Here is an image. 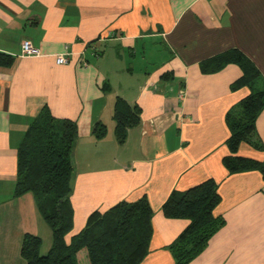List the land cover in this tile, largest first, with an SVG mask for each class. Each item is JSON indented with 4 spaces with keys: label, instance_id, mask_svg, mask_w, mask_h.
Segmentation results:
<instances>
[{
    "label": "crops",
    "instance_id": "crops-1",
    "mask_svg": "<svg viewBox=\"0 0 264 264\" xmlns=\"http://www.w3.org/2000/svg\"><path fill=\"white\" fill-rule=\"evenodd\" d=\"M23 39L42 55L23 56ZM160 47L167 52L154 61ZM66 48L69 61L58 64ZM232 48L264 76V0H0V52L15 58L0 65V264H26V234L41 238L42 255L53 246L34 193L15 195L18 148L46 107L78 125L67 242L92 212L146 197L154 232L140 264H178L168 246L189 220L167 217L163 204L173 190L213 178L221 195L214 213L225 223L188 264H264L263 174L231 173L223 163L227 113L250 88L231 89L242 75L235 63L211 73L201 66ZM118 96L141 108L122 144ZM256 127L264 144V109ZM238 154L264 161V150L247 142Z\"/></svg>",
    "mask_w": 264,
    "mask_h": 264
},
{
    "label": "trees",
    "instance_id": "trees-1",
    "mask_svg": "<svg viewBox=\"0 0 264 264\" xmlns=\"http://www.w3.org/2000/svg\"><path fill=\"white\" fill-rule=\"evenodd\" d=\"M14 61V56L0 52V65L10 66ZM230 63L242 69L231 89L247 86L250 93L227 113L230 154L223 163L231 173L256 169L264 177V161L238 154L243 142L264 150L256 127L264 109V76L259 67L239 48L205 60L201 66L211 73ZM109 87L104 85L106 90ZM140 111L137 104L117 97L114 121L119 143H124L129 129L140 123ZM106 129L98 123L94 132L102 136ZM77 139V122L55 117L46 107L30 124L18 148L15 195L33 192L42 216L54 232L53 246L46 255L40 253L39 236L25 235L21 253L26 264H140L149 253L154 232L153 210L146 197L135 202L121 201L105 212H92L86 226L67 242L66 236L74 226L72 152ZM220 200L218 183L209 178L186 190H173L164 202L163 212L167 217L189 220L168 246L178 264H188L199 256L224 225L225 219L214 213Z\"/></svg>",
    "mask_w": 264,
    "mask_h": 264
},
{
    "label": "built area",
    "instance_id": "built-area-1",
    "mask_svg": "<svg viewBox=\"0 0 264 264\" xmlns=\"http://www.w3.org/2000/svg\"><path fill=\"white\" fill-rule=\"evenodd\" d=\"M21 54L23 56H41L42 52L38 47L34 46L30 40L23 39L21 42ZM69 54L70 53L67 51V48H66L65 52L57 55L56 57L57 63L58 64L68 63Z\"/></svg>",
    "mask_w": 264,
    "mask_h": 264
},
{
    "label": "rangeland",
    "instance_id": "rangeland-1",
    "mask_svg": "<svg viewBox=\"0 0 264 264\" xmlns=\"http://www.w3.org/2000/svg\"><path fill=\"white\" fill-rule=\"evenodd\" d=\"M160 48H161V50H162V51H160V53H158V55H160V56H158L154 61H159V59H160L161 57H163V56L166 54V52H167L165 48H164V49H163L162 47H160ZM135 62L137 63V62H139V61H135Z\"/></svg>",
    "mask_w": 264,
    "mask_h": 264
}]
</instances>
